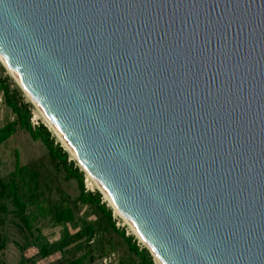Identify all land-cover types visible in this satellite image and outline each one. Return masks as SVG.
<instances>
[{"label":"water","instance_id":"water-1","mask_svg":"<svg viewBox=\"0 0 264 264\" xmlns=\"http://www.w3.org/2000/svg\"><path fill=\"white\" fill-rule=\"evenodd\" d=\"M0 57L152 258L264 264V0H0Z\"/></svg>","mask_w":264,"mask_h":264},{"label":"rangeland","instance_id":"rangeland-1","mask_svg":"<svg viewBox=\"0 0 264 264\" xmlns=\"http://www.w3.org/2000/svg\"><path fill=\"white\" fill-rule=\"evenodd\" d=\"M0 77H8L10 88H17L23 101L31 105V126H46L35 106L1 63ZM12 120L14 117L5 107L0 91V127ZM52 136L63 148L53 133ZM63 150L66 151L64 148ZM67 154L69 160L82 171L77 161L68 152ZM16 159L20 166H27L38 174V188L32 186L21 192L25 196L23 202L27 205L25 215L32 214L29 215L30 228L17 215V208L9 194L8 183L11 181ZM83 174L84 189L91 193L99 192L87 184L86 175L84 172ZM33 192L47 209L54 204L68 207L72 220L55 223L49 215L41 217L29 204L30 199L26 198ZM78 196L76 181L67 180L55 168L43 145L32 140L26 131L18 129L0 144V264H74L84 257L81 264H132L135 258L129 254L125 241L108 229L105 218L95 207L79 203ZM101 198L102 203L111 210L115 226L123 229L126 236L133 237L137 246L144 248L128 226L113 213L102 195ZM90 227L92 230L87 231Z\"/></svg>","mask_w":264,"mask_h":264},{"label":"trees","instance_id":"trees-1","mask_svg":"<svg viewBox=\"0 0 264 264\" xmlns=\"http://www.w3.org/2000/svg\"><path fill=\"white\" fill-rule=\"evenodd\" d=\"M0 91L3 95L5 107L14 117V120L8 121L0 127V144L14 135L18 129L26 131L32 140L39 141L46 149L55 168L62 172L67 180L73 179L76 181L79 191L78 202L95 207L105 218L108 229L112 230L125 241L129 254L135 258L132 264H154L152 256L145 248L137 246L133 237L126 236L123 229L115 226L111 210L102 203L101 194L99 192H87L84 189L83 172L80 171L79 167L75 166L73 161L69 160L67 152L55 142L48 128L43 124H39L36 127L31 126V105L23 101L22 95L17 88H10L8 77H0ZM10 179L8 189L9 194L12 196V203L17 208V215L22 218L26 227L30 228L29 215L32 214L25 215L27 205L23 202L25 196L21 192L29 190L32 186L35 189L38 188V174L27 166H20L16 159L14 171L11 173ZM26 198L30 199L29 204L34 207L35 212L41 217L49 215L55 223H67L72 220V214L68 207L64 208L61 204H54L50 209H47L44 207V203L35 196V192L30 196H26ZM91 230L92 227L87 231ZM84 258H81L74 264H81Z\"/></svg>","mask_w":264,"mask_h":264},{"label":"bare ground","instance_id":"bare-ground-1","mask_svg":"<svg viewBox=\"0 0 264 264\" xmlns=\"http://www.w3.org/2000/svg\"><path fill=\"white\" fill-rule=\"evenodd\" d=\"M0 63L1 65L7 70V72L9 73V75L14 79V81L16 82V84L20 87L21 86V90L22 92L26 95V98H28L30 100V102L33 104V106H35L37 112L39 113V115L42 117V119L44 120V123L46 124V126L48 127V129L51 131V133H53L58 140L61 142L63 148L77 161V163L80 165L82 171L85 173L86 175V182L90 187H94L96 190L99 191V193L103 196V199L108 203L109 207L112 209L113 213L119 217L126 226H128L130 232L144 245V248L146 247V245L143 243V241L139 238V236L135 233V231L131 228V226L126 222V220L121 216V214L117 211V209L112 205V203L106 198V196L102 193V191L100 190V188L98 187V185L95 183V181L92 179V177L87 173V171L82 167L81 163L78 162V160L70 153V151L67 149V147L65 146L64 142L62 141L61 137L57 134V132L55 131V129L53 128L51 122L48 120V118L41 112V110L39 109V107L37 106V104H35L33 102V100L29 97V95L25 92V90L22 87V84L20 83V81L18 80V78L12 74V72L9 70V68L7 67V65L5 64V62L2 60V58L0 57ZM155 264H162L157 258H153Z\"/></svg>","mask_w":264,"mask_h":264},{"label":"built area","instance_id":"built-area-1","mask_svg":"<svg viewBox=\"0 0 264 264\" xmlns=\"http://www.w3.org/2000/svg\"><path fill=\"white\" fill-rule=\"evenodd\" d=\"M1 95H2V93H1Z\"/></svg>","mask_w":264,"mask_h":264}]
</instances>
